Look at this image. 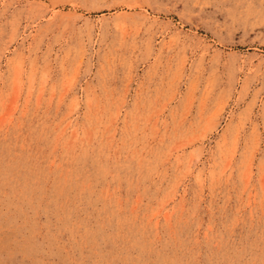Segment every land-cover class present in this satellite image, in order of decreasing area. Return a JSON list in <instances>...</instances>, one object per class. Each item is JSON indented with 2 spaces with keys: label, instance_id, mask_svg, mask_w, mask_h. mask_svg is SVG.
Wrapping results in <instances>:
<instances>
[{
  "label": "rangeland",
  "instance_id": "obj_1",
  "mask_svg": "<svg viewBox=\"0 0 264 264\" xmlns=\"http://www.w3.org/2000/svg\"><path fill=\"white\" fill-rule=\"evenodd\" d=\"M0 264H264V0H0Z\"/></svg>",
  "mask_w": 264,
  "mask_h": 264
}]
</instances>
